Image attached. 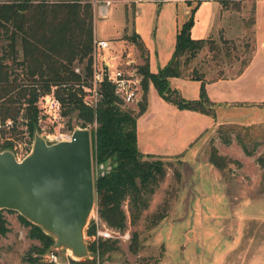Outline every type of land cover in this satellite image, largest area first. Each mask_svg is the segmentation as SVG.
<instances>
[{"label":"trees","instance_id":"trees-1","mask_svg":"<svg viewBox=\"0 0 264 264\" xmlns=\"http://www.w3.org/2000/svg\"><path fill=\"white\" fill-rule=\"evenodd\" d=\"M222 6L228 3L221 0ZM252 6V5H251ZM251 23L253 17L251 16ZM191 15L183 21L175 33L172 53L164 65L155 72L149 71L146 48L140 36L133 30L122 37L130 40L137 52L135 69L139 75L140 99L136 109L123 106L114 94L109 82H102L94 106L82 101L81 85H90L93 34V4L91 0H0V40H5V48L0 51V122L10 119L24 126L29 137L38 129V96L53 87L59 98L62 114L74 117L79 126L93 124L90 137L91 160L96 163L108 162L107 169L98 170L93 176L94 206L100 220L107 226L123 230L126 216L135 219L141 208L147 205V196L165 174V164L159 155L141 152L136 145V118L146 104L148 83L157 93L179 108L199 110L213 115L214 103L206 95L204 88L205 71L197 61L199 54L209 53L208 62L216 76H222L223 64L232 68L234 60L239 73L248 62L252 38L242 41L245 56L236 53L237 45L232 38L224 37L221 30L216 36L193 38L189 34ZM195 60V61H194ZM204 61L205 59H201ZM194 61V63H193ZM78 67V71L74 68ZM170 76H186L199 80L197 98H185L168 83ZM228 133L217 127L223 142L230 140L229 131L235 124H225ZM242 134L234 133V138L246 154L253 147L246 142L253 139L252 126H239ZM221 130V131H220ZM248 131L250 135L248 134ZM255 143V140L252 144ZM11 146L9 139H3L0 149ZM208 160L220 167L225 158L214 148ZM256 161L264 171V154H258ZM127 203V210L123 202ZM0 208V235L8 230L6 219ZM11 210V209H6ZM163 212H153L151 220L156 222ZM17 218L26 227V236L38 243L31 244L26 252L28 261L36 263L41 254L51 249L52 236L38 225L31 223L17 213ZM94 230L93 225L84 227L86 233ZM136 232L128 244L131 251L137 248ZM115 239H99L98 244H88V251L97 253L99 261L115 249ZM72 264H95L94 256L72 259Z\"/></svg>","mask_w":264,"mask_h":264},{"label":"rangeland","instance_id":"rangeland-1","mask_svg":"<svg viewBox=\"0 0 264 264\" xmlns=\"http://www.w3.org/2000/svg\"><path fill=\"white\" fill-rule=\"evenodd\" d=\"M91 3L101 6L104 2L91 0ZM251 5L252 0H231L223 6L220 13L219 23L227 28L226 33L230 38L240 44L235 51L242 57L246 55L242 41L247 40L250 43L252 38ZM109 17L110 15L107 18H94L96 34L108 39H120L123 45L120 53L124 56L130 40L122 37L123 30L118 35L117 24ZM128 31L129 29L125 30ZM4 43L5 40H0V51L2 46L5 48ZM129 50L138 61L135 57L136 50L132 46ZM200 56V61L196 63L201 65L198 67L207 72L205 74L209 77L216 67L211 65L212 62L207 64L209 53H200ZM202 58L205 60L202 61ZM233 62L230 69L232 72L238 65L237 59ZM173 84L174 82L171 85L175 86ZM178 86L182 94L188 92L193 96L194 88L185 90L180 83ZM197 93L196 87L195 96ZM137 101L123 106L136 109ZM245 109L239 105L228 108L218 106L214 108L215 117L221 121L243 123L251 119L254 113ZM210 116L214 117L211 114ZM257 116H262V113L259 112ZM141 117L138 118L140 120L137 126L139 148L147 151L146 153L170 145V140L180 131L174 123L175 115L162 109L158 111L157 107L153 114ZM67 119L68 116L64 114L61 129L79 126L74 122L73 116H70L69 121ZM159 120L168 128L165 129ZM38 123L39 128L34 129L33 133L46 134L52 130L45 116ZM225 124L212 126L184 152L152 153L163 159L165 174L147 196V205L140 209L138 216L133 220L126 216L125 227L119 232H127L128 236L110 238L115 239L117 247L100 260L102 263L264 264V171L256 161L258 154H264V140L261 142L257 138H264V128L259 127L258 136L246 142L248 147H253L251 154H246L234 138L235 132H243L238 124L228 123L235 124L234 129L229 131L228 142H223L218 136L220 132L216 129L220 126L222 132L228 133ZM87 127L91 128L93 124ZM23 129L24 126L18 120L9 128L0 125V144L5 138L12 140L15 145L17 142L26 141L29 136ZM254 129L251 130L252 133ZM89 133L91 137V129ZM248 134L250 135L249 131ZM254 140L255 143L252 144ZM212 147L225 158L220 167L208 160ZM91 164L93 176L96 171L109 166L108 162L96 163L93 160ZM123 208L127 210L126 201L123 202ZM159 211L163 215L153 223L151 215ZM2 214L8 230L0 235V264H31L26 252L31 244L38 243L37 240L26 236V227L17 218L15 210L3 209ZM133 232L137 235L135 251L128 248ZM53 251L60 264H72L68 261L70 254L65 248L59 247Z\"/></svg>","mask_w":264,"mask_h":264},{"label":"crops","instance_id":"crops-1","mask_svg":"<svg viewBox=\"0 0 264 264\" xmlns=\"http://www.w3.org/2000/svg\"><path fill=\"white\" fill-rule=\"evenodd\" d=\"M101 6L93 5V34L95 38H102L109 41V50L106 55H119L122 48L120 39H108L97 35L94 27V18H113L120 31L124 27L135 31L142 40L147 52V62L149 71L155 72L164 65L169 59L175 41V33L180 24L190 15L192 22L189 34L193 38L215 35L220 29L224 37L231 36L226 33L227 28L221 25L220 13L224 8L221 0H101ZM230 2L231 0H227ZM111 5L110 7H107ZM110 8V9H109ZM252 47L248 62L242 70L235 74L227 64L221 66L224 70L222 76H216L213 72L209 77L205 74V91L208 99L214 103L213 115L205 112L179 108L174 103L162 98L151 82L148 83L146 93V104L143 111L136 118V145L137 148L146 153L147 151L139 148V136L137 126L139 116L144 118L154 113L155 107L175 115L174 123L178 125L180 131L168 146L158 148V151L150 153H180L186 151L197 140L217 124L235 123L239 126H252L254 129L253 137L258 136L257 129L264 128V0H252ZM114 38V37H113ZM128 51L132 55L134 64L137 63L132 54L131 46L135 49L132 42H129ZM126 53V52H125ZM137 55V53H136ZM135 57L137 58V56ZM124 59L126 58L123 56ZM210 69V68H209ZM207 73V72H205ZM174 82L172 86L171 83ZM168 83L175 88L181 96L185 98H197L195 96L196 87L198 91L199 80L186 76H170ZM180 83L184 89H193V96L185 92L182 94L178 86ZM190 84V86L188 85ZM192 84V86H191ZM190 87V88H189ZM198 94V93H197ZM234 105L245 107L247 111L252 110V118L246 122L238 123L227 120H219L215 117V107L223 106L228 108ZM262 113V116H257ZM149 121V120H147ZM146 121V122H147ZM151 122V120H150ZM149 123V122H148ZM159 123H162L159 120ZM167 129V125L162 123ZM259 140L264 138L257 137ZM261 138V139H260ZM264 143V141H263ZM145 147V146H144ZM255 152V149L254 151ZM260 153V152H257Z\"/></svg>","mask_w":264,"mask_h":264},{"label":"water","instance_id":"water-1","mask_svg":"<svg viewBox=\"0 0 264 264\" xmlns=\"http://www.w3.org/2000/svg\"><path fill=\"white\" fill-rule=\"evenodd\" d=\"M93 205L88 127H73L70 139L58 141L34 132L20 159L0 149V208L15 210L51 235L50 248L63 247L72 259L88 257L83 228Z\"/></svg>","mask_w":264,"mask_h":264},{"label":"built area","instance_id":"built-area-1","mask_svg":"<svg viewBox=\"0 0 264 264\" xmlns=\"http://www.w3.org/2000/svg\"><path fill=\"white\" fill-rule=\"evenodd\" d=\"M109 45V41L106 39H93L90 85L80 84L83 91L82 101L91 106L95 105L97 96L99 95L98 89L102 82H109L112 85L114 94L120 99L122 104H128L139 99L141 90L139 75L136 72L135 66H132L134 63L132 55L126 52L124 55L126 58L124 59L120 53L122 51L121 49L118 56H115V54L106 56L105 52L106 49L109 48ZM74 70L78 71V67H75ZM36 105L39 109V114L42 115V117H38V121L45 116L52 127V130L48 131L46 134H41L42 137L49 141L70 139L73 127L67 129L60 128L64 114H62V106L59 98L53 93V87L50 91L38 96ZM12 124V120L8 118L0 122V125L6 128L11 127ZM31 143V137H28L27 140L22 143L17 142V145L13 144L11 140V146L8 147V149L12 151L16 159H20L28 153ZM88 224L93 225L94 230L90 233H86L83 228V238L86 245L92 243L97 245L99 239L121 236L126 238L128 236L127 232L120 234L119 229L105 225L98 217L94 205L88 214L84 227ZM54 249L56 248L45 251L41 254L39 261L32 264H60L53 251ZM93 256L95 264H110L109 262L102 263V261H99L96 252L94 254L89 251L88 257L91 258Z\"/></svg>","mask_w":264,"mask_h":264}]
</instances>
